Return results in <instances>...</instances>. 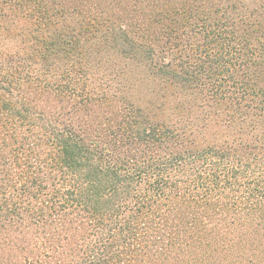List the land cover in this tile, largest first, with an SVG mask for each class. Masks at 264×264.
I'll use <instances>...</instances> for the list:
<instances>
[{"label":"trees","instance_id":"16d2710c","mask_svg":"<svg viewBox=\"0 0 264 264\" xmlns=\"http://www.w3.org/2000/svg\"><path fill=\"white\" fill-rule=\"evenodd\" d=\"M76 3L0 0V264H264V0Z\"/></svg>","mask_w":264,"mask_h":264},{"label":"rangeland","instance_id":"374dc122","mask_svg":"<svg viewBox=\"0 0 264 264\" xmlns=\"http://www.w3.org/2000/svg\"><path fill=\"white\" fill-rule=\"evenodd\" d=\"M78 1V3L80 2L82 5L84 6H90V7H94L96 6L97 8H112L115 9V6H122L123 4H131L130 6H132L133 8H135L136 11V15L131 14L128 15V18H134L135 20H138L141 15L139 14V10L140 7H142L145 3H147V0H76ZM128 2V3H127ZM76 3V4H78ZM111 49V48H109ZM112 50H101L100 55L104 56L106 58L107 61H109L107 58L109 56H111ZM102 60L101 62H99V66H108L106 64L102 65ZM116 64V62H115ZM117 68H131L132 72L134 74V76L137 75V80L136 78L132 77L131 80L133 82H135L136 86H137V90L135 89L134 94H133V98L135 100H137V102H145L148 99L150 100L153 99L151 97V95L148 94L147 89L150 88V84L151 82L149 81V79L147 77H144L145 73L138 64H136L134 61L131 60H126L123 61L120 67V63L116 64Z\"/></svg>","mask_w":264,"mask_h":264}]
</instances>
